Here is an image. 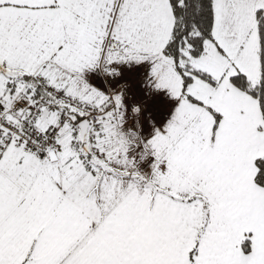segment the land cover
I'll return each mask as SVG.
<instances>
[{"label":"snow or ice","instance_id":"1","mask_svg":"<svg viewBox=\"0 0 264 264\" xmlns=\"http://www.w3.org/2000/svg\"><path fill=\"white\" fill-rule=\"evenodd\" d=\"M0 264H264V0H0Z\"/></svg>","mask_w":264,"mask_h":264}]
</instances>
